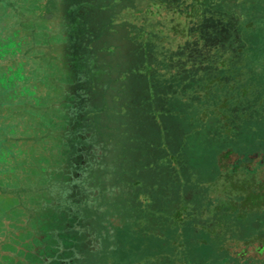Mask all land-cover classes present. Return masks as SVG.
<instances>
[{
    "label": "rangeland",
    "instance_id": "rangeland-1",
    "mask_svg": "<svg viewBox=\"0 0 264 264\" xmlns=\"http://www.w3.org/2000/svg\"><path fill=\"white\" fill-rule=\"evenodd\" d=\"M79 148L88 165L69 159ZM227 148L239 157L221 170ZM261 149L264 0H0L2 250L51 264L254 260ZM50 181L72 209L38 188Z\"/></svg>",
    "mask_w": 264,
    "mask_h": 264
},
{
    "label": "trees",
    "instance_id": "trees-1",
    "mask_svg": "<svg viewBox=\"0 0 264 264\" xmlns=\"http://www.w3.org/2000/svg\"><path fill=\"white\" fill-rule=\"evenodd\" d=\"M199 1L200 2H204V0H199ZM42 11H43V14L45 15L46 11L43 9V7H42ZM251 27H252V25L250 26V28ZM237 37H238V35L234 34V39H236ZM182 45H185V43L182 44ZM177 50H178V48L174 52H176ZM221 56H222V54L219 53L218 57L221 58ZM85 131H87V130H85ZM91 134H92V131H88L85 136L86 137H90ZM76 152L78 153V156L76 158H69V159L72 160V161L74 160L73 162H75V163L78 162L79 159H80V163H82V164L85 163L86 165H88L89 164V160L91 159L90 158L91 155L88 156V155L84 154L83 150H81L80 148L78 150L74 151V153H76ZM259 154H260V160L262 161L261 163H263L264 149H261L259 151ZM221 155H222V157L218 161V167L221 170H226L229 167H231L230 165H232L234 162H236L238 160V157H239L238 152H236L235 150H233L231 148L224 149L221 152ZM226 156H228L230 158V160L228 162H225L224 157H226ZM76 166H77L76 164H75V166H71V168H69L70 170L66 172L67 174L70 175L69 179L77 177L78 168ZM236 167H238V166L235 165L233 168H236ZM51 184H52V181H50L49 183H47L43 187L42 186H38V188H41V189L46 190V191H49L51 194L53 193L55 195V198L58 201H60L62 203H65V204L67 203L66 206L68 207V209L69 210L72 209V207H69L70 205L68 206V202L64 201V198L62 197V192H64L66 189L65 190L61 189V191L56 194L50 189L51 188ZM35 188L38 189L36 186H29V189H35ZM77 188L80 189V190H83L86 193V196L87 197L89 196V198H90V195H93L94 192L97 193V190H94V191L91 190V189L88 190V186H86V187L83 186L82 188L77 187ZM20 189H22V188L19 187V188H15L13 190L17 191V190H20ZM91 191H92V193H91ZM255 250H256L257 257L254 260H251V258H249L247 255H244V256L240 255L239 252H231L230 255H229V263L230 264H234V262L230 260L231 257H234V258H237L236 260H239V262L242 263V264H244V263L245 264H264V243H261V244H258V246H255ZM73 253H76V255H78L77 251H75V250L73 251ZM52 259L53 258L46 257V258L43 259V261L41 263H36V264H51Z\"/></svg>",
    "mask_w": 264,
    "mask_h": 264
},
{
    "label": "flooded vegetation",
    "instance_id": "flooded-vegetation-1",
    "mask_svg": "<svg viewBox=\"0 0 264 264\" xmlns=\"http://www.w3.org/2000/svg\"><path fill=\"white\" fill-rule=\"evenodd\" d=\"M0 254H2V255H10L15 260L22 261L23 264H36V263H41L43 261V259L46 258V257H44V258L41 257V260L40 261H38V262H32V261L26 259L25 257L17 256L14 252L5 251V250H2L1 248H0Z\"/></svg>",
    "mask_w": 264,
    "mask_h": 264
}]
</instances>
